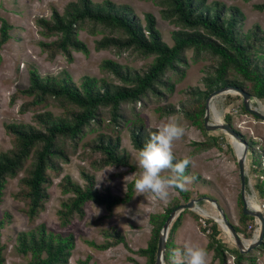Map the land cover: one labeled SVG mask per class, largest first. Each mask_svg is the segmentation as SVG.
Masks as SVG:
<instances>
[{"label": "trees", "instance_id": "obj_1", "mask_svg": "<svg viewBox=\"0 0 264 264\" xmlns=\"http://www.w3.org/2000/svg\"><path fill=\"white\" fill-rule=\"evenodd\" d=\"M150 1L159 7L161 18L175 27L171 32V45L162 39L152 13H143L141 19L129 5L116 4L111 0H69L61 11L52 7L49 17L35 19L39 35L43 38L37 44L49 60L62 55L72 62L73 52L87 55V44L79 38V32L85 31L91 35L101 34L94 40L95 51L108 50L116 55L127 53L135 59L151 57V61L140 68H132L106 58L99 63L101 77L84 75L78 82L73 81L66 71L42 76L35 68H30L28 86L16 89L10 100L23 99L18 111L32 112L31 122L5 124L12 145L0 152V202L7 180L22 171L23 175L18 179L19 189L13 197L23 201L24 213L32 220L44 209L48 199L47 187L52 182V175L60 173L61 162L68 161L69 154L77 149L88 131L102 126L107 132L97 133L92 139L83 142L80 158L87 160L93 169L107 166L126 168L114 176L134 170L129 154L120 146L118 134L130 121L125 106L129 105L134 110L135 105L145 99L161 101L172 93L175 83L185 74L188 50L192 51L193 60H208L202 70L203 87L193 86L183 91L186 98L178 108L184 118L206 136L202 141L193 142L195 152L210 149L218 142L217 136L208 135L203 123L205 101L211 92L234 86L264 102V29L255 25L244 31L242 24L245 15L241 9L220 1ZM253 7L263 11L264 2H258ZM11 28L12 25L0 16V46L11 38ZM227 98L228 102L241 100L239 95H228ZM213 105L212 102L209 106ZM241 106L243 113L251 114L245 110L242 102ZM50 107L58 108L59 111L55 113ZM159 109L165 110L168 115L178 112L176 107L170 105H162ZM133 117L128 128L132 146L138 150L156 128H146L143 118L137 113ZM225 120L231 125L229 114L225 115ZM241 137L248 143L250 154L257 155L258 160L251 162L253 173H258L253 188L257 196L263 199L264 149L251 138L247 140L243 135ZM175 157L177 160L184 158ZM188 171L189 167L185 170V176ZM81 176L83 184L72 180L70 175H64L58 183L60 192L68 195L57 210L63 227L75 217H83L85 204L89 201L112 211L114 206L130 202L134 194V178L127 183L123 195H116L109 189L98 190L93 174L82 170ZM174 190L177 196L173 197L164 211L149 215L150 237L146 246L133 251L145 260L139 262L129 257L134 264L155 263L159 232L168 214L178 204L193 198L192 192L186 188ZM238 202L243 205L240 194ZM186 212L204 221L205 225L200 221L199 226L208 239L206 249L212 251L211 260H218V264H227L229 256L233 264H257L255 252L264 254V236L257 247L240 252L235 246L227 247L219 238L221 229L216 221L200 218L194 211L185 209L170 226L164 264H171L172 250L181 248L173 242V234ZM252 219L254 217L245 215L241 208L238 224H232L237 233L251 237L252 231L247 226ZM8 220L7 213L0 217V264H6L1 230ZM104 235L106 239L103 243H87L98 250H107L122 243L132 251L115 228L106 230ZM16 248L29 256L26 264H71L69 258L74 248V237L71 233L63 235L47 230L44 224H39L18 233Z\"/></svg>", "mask_w": 264, "mask_h": 264}, {"label": "rangeland", "instance_id": "obj_2", "mask_svg": "<svg viewBox=\"0 0 264 264\" xmlns=\"http://www.w3.org/2000/svg\"><path fill=\"white\" fill-rule=\"evenodd\" d=\"M69 0H0V16L6 19L11 25L9 33L11 38L0 46V152L11 147V138L6 133L5 124L10 122H31L32 112L20 113L19 105L23 101L17 98L11 102V95L16 89L25 88L29 84L28 70L35 68L40 75H55L66 71L73 81L78 82L84 75L101 77L99 63L106 58L113 59L119 63L126 64L132 68H140L143 64L151 61V57L146 59H135L127 53L116 55L108 50H94V40L99 35H91L85 31L79 32V38L87 44L89 50L85 55L81 52H73V61L68 62L62 55L55 56L52 60L46 58V53L42 52L38 41L43 40L39 35V28L35 19L40 16L49 17L51 8L55 7L61 11ZM100 2L102 0H93ZM116 4H127L133 12L141 19L143 13L150 12L156 18L157 28L162 39L169 45L172 44L171 32L175 27L167 20L161 18L159 7L150 0H111ZM220 1L225 5H235L241 9L245 15L242 29L244 31L257 25L264 29V10H256L253 5L264 2V0H206V2ZM187 67L183 78L176 82L172 93L165 99L157 101L154 98L145 99L137 103L134 110L129 105L125 106L126 115L130 120L119 131L120 146L129 154V160L134 165V170L126 172L122 176H114L115 173L124 172L126 168L107 166L101 169H93L87 160L80 158L83 150L82 143L92 139L97 133H106L102 126L88 131L84 138L80 140L77 149L69 154L66 162H61V171L58 175H52V182L47 187L48 199L44 209L32 220L28 219L24 213L23 201L17 200L13 194L19 189L18 179L23 175L19 172L14 178H9L4 188V195L0 202V217L5 213L9 215V220L1 230V241L5 245L3 255L6 264H26L28 255L22 254L16 248L17 235L21 231H28L39 224H44L47 230L59 232L63 235L73 234L74 248L72 249L69 262L71 264H134L129 257L139 262H144L145 258L133 251L146 246L150 237L151 224L149 215L151 213L163 212L168 203L177 196L174 189H169V196L166 200L154 199L151 193L137 195L134 194L130 202L119 204L108 211L104 205H98L92 201L85 204L83 217H75L70 224L63 227L60 225L57 210L63 200L68 195L60 192L59 181L64 175H70L72 180L79 184L84 183L81 171L93 174L95 186L98 190L109 189L111 193L123 195L126 186L133 178L127 176L133 173L138 175L139 169L135 163L137 150L132 146L129 126L132 124L133 115L137 113L144 120L146 128H156L161 122H165L169 117H176L179 123L185 128V135L182 139L175 141L173 146L174 154L177 157H188L191 160L187 177L189 182L186 189L192 192L193 198L206 196L215 199L223 209L227 219L237 225L240 210L243 205L238 202L240 194L239 170L236 162V140L222 130H207L208 135L217 136L216 146L210 149L195 152L193 142L202 141L205 135L196 127L192 126L179 111V105L186 96L183 91L189 87H203L201 77L203 68L208 60H193L192 51H186ZM228 95L235 96V93H224L215 96L211 103L214 105L209 110V121L226 122L225 115L231 116V126L240 132L247 140L251 138L256 141L261 149H264V121L256 119L252 114H245L241 111L242 100L233 99L228 102ZM261 103V104H258ZM264 113V102L253 99V105ZM162 105L176 107L178 112L168 115L159 108ZM55 113L58 108L50 107ZM132 109V110H131ZM228 123V122H227ZM256 156L250 154L246 158V185L245 198L248 205L253 209L260 210L264 215V198L257 196L253 184L256 182L257 174L252 171V161L258 160ZM126 177V178H125ZM125 178V179H124ZM185 203V202H184ZM199 207L212 216L217 217L218 211L214 204L207 200L200 201ZM99 211V212H98ZM200 218H208L196 210H192ZM202 219L195 218L186 212L183 215L181 225L173 234V242L182 248L185 242L197 243L206 249L207 237L200 230L199 223ZM219 225V224H218ZM220 227V225H219ZM110 228H115L124 238L130 251L122 243H119L107 250H98L89 245L87 241L103 243L106 239L104 232ZM219 238L227 247H236L229 232L221 227ZM248 230L252 231L251 237L239 236L244 242L250 243L259 231V221L254 217L248 222ZM207 264H218V260L212 259V251L207 250ZM257 264H264L263 252H255ZM173 264V259L171 260ZM227 264H233L231 256L227 259Z\"/></svg>", "mask_w": 264, "mask_h": 264}, {"label": "clouds", "instance_id": "obj_3", "mask_svg": "<svg viewBox=\"0 0 264 264\" xmlns=\"http://www.w3.org/2000/svg\"><path fill=\"white\" fill-rule=\"evenodd\" d=\"M185 131L176 117H169L149 133L135 155L138 175L127 176L134 178L137 195L151 193L154 199L163 201L168 198L169 189H185L189 178L184 173L191 160L188 157L177 160L173 151L174 142L182 139ZM207 255L204 247L193 242L172 250L173 264H207Z\"/></svg>", "mask_w": 264, "mask_h": 264}, {"label": "water", "instance_id": "obj_4", "mask_svg": "<svg viewBox=\"0 0 264 264\" xmlns=\"http://www.w3.org/2000/svg\"><path fill=\"white\" fill-rule=\"evenodd\" d=\"M231 92L241 97L242 104L246 111H248L252 115L264 121V113L258 109L257 104L256 106L253 105V99L255 98H253L248 92L242 89H239L238 87L225 86V87H221L219 89L214 90L207 96L205 105H204L205 112L203 116V123H204L206 130L225 131L234 140L240 142L243 145L241 152L240 153L236 152V162H237V166L239 170V179H240V184H241L240 196H241L242 203H243V213L245 215H251L257 218V220L259 221L258 234L255 236V238L250 243L244 242L242 238L239 236V234L236 232L235 228L233 227V224L227 219L226 214L224 213L223 209L218 205L215 199H212L206 196L192 198L185 203L178 204L168 214L159 232L156 258H155L154 264H164L165 247H166V241H167L170 226L173 220L180 214V212L185 209L196 210L198 213L208 217L209 219L216 221L223 230L229 232L236 247L239 249L240 252H248L251 249L260 245L262 242V239L264 236V215L260 210L253 209L250 205H248L247 200L245 198V185H246V164L245 162H246V158L248 155V143L246 142V140H244L241 137L240 133H238L229 123L227 122L211 123L209 121V110H210L209 105L211 104L212 99L215 96H218L220 94L231 93ZM203 200H207L210 203L214 204V206L216 207L219 213L217 217H212L208 215L204 209L199 207L198 203Z\"/></svg>", "mask_w": 264, "mask_h": 264}, {"label": "bare ground", "instance_id": "obj_5", "mask_svg": "<svg viewBox=\"0 0 264 264\" xmlns=\"http://www.w3.org/2000/svg\"><path fill=\"white\" fill-rule=\"evenodd\" d=\"M236 147H237V153H240L242 150V147H243L242 144L240 142L236 141Z\"/></svg>", "mask_w": 264, "mask_h": 264}, {"label": "built area", "instance_id": "obj_6", "mask_svg": "<svg viewBox=\"0 0 264 264\" xmlns=\"http://www.w3.org/2000/svg\"><path fill=\"white\" fill-rule=\"evenodd\" d=\"M259 101H260V100H259ZM260 102H261V101H260ZM258 104H261V103H258ZM201 221H202V224L205 225L204 221H203V220H201Z\"/></svg>", "mask_w": 264, "mask_h": 264}]
</instances>
